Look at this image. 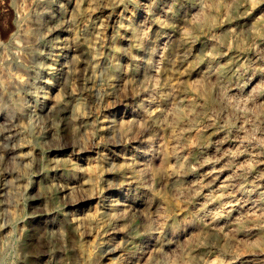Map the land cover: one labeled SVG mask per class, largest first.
<instances>
[{"label":"rangeland","instance_id":"obj_1","mask_svg":"<svg viewBox=\"0 0 264 264\" xmlns=\"http://www.w3.org/2000/svg\"><path fill=\"white\" fill-rule=\"evenodd\" d=\"M97 25L102 35L92 37ZM151 63L161 73L154 84ZM206 66L214 72L199 76ZM55 93L63 100L50 104ZM149 96L154 122L140 105ZM173 107L189 126L180 144L187 165L172 167L185 175L177 182L156 169ZM119 121L130 125L121 130ZM148 136L152 174L128 181ZM220 142L217 154L208 150ZM224 163L237 181L213 198L223 218L197 229L200 193L188 189L190 179ZM263 188L264 0H0V264H135L122 258L129 250L149 256L146 264H226L245 255L259 264ZM72 196L83 201L72 206ZM115 199L124 209L113 215ZM248 200L256 201L252 212ZM95 202L86 225L82 209ZM156 205L165 208L164 225L150 238ZM164 242L171 244L160 253Z\"/></svg>","mask_w":264,"mask_h":264},{"label":"bare ground","instance_id":"obj_2","mask_svg":"<svg viewBox=\"0 0 264 264\" xmlns=\"http://www.w3.org/2000/svg\"><path fill=\"white\" fill-rule=\"evenodd\" d=\"M154 23H155V25H158L161 27V25H162L161 15H158L154 18ZM99 25L96 26L95 33L92 35V37H98V36L102 35V27ZM162 31H163V34L166 33V31H164L163 29H162ZM182 36L184 39L185 46H189L190 45L189 43L192 42V40H193L191 33L189 31H187L186 29H184L182 31ZM74 38L75 37L73 35H71L70 39L72 40ZM163 39H165V37ZM90 40H91V37L89 39L85 38V42H86L89 49H91ZM155 51L157 54H160V53L162 54V52L164 50H163L162 46H159V47H157V49ZM182 56L184 58H187L189 56L188 48L183 49ZM213 72L214 71L211 67L206 66L203 69H200L198 71V74L201 77H207V76H210ZM149 75L151 77L153 84L155 83V81H157L160 78V76H161L160 69L157 67V65H155V63H151ZM203 91H204V89L202 90V92ZM70 94L72 95V91L70 92ZM205 94L207 95V93H205ZM62 98H61V94L55 93V95H53L49 100L51 102L50 104H54V105L59 104L62 102V100H63ZM140 105L146 111V118L148 117L149 121L154 122L156 119V116L159 113L157 105L154 103V97L149 96V97L143 98ZM184 115L186 116L184 111L179 109V107L178 108L173 107V108H171L169 115L164 116L166 118V119L164 118L165 124H167L169 126V128L172 132L171 140L168 144H165L164 146H162L161 149L157 148V152H156L157 153L156 155H158V158L160 159V162L158 164L159 166H157L156 169L158 170L159 173L164 175L163 177H165L166 180H172V181H176V182L178 180H180L181 177H185V175L184 176L183 175H177L175 172V169H173L172 167H174V166L178 167V168L183 167L184 165H187V160H188L187 155H184V153L182 151H180L182 134L184 133L185 129L187 130L189 128L188 118L184 117ZM118 123H119V127L121 130H124L126 128V126L130 125L129 121H119ZM152 137L153 136H148L146 138V141L148 142V144H147V146H145V148L143 150V154L141 153L142 156H140L139 158H136L133 162L130 161V162H132L129 165L130 166L129 170H130L131 174L128 176V179L126 178L128 181L130 180L131 182L132 181L135 182L138 179H142V177L144 175L152 174V169L154 168V166L150 163V159H149L150 155L153 153V151H155V148L153 145L154 140L152 139ZM221 148H222V142L217 143L215 145H210L208 150L209 151L211 150V153L214 152V154H217ZM199 154L202 155V153H199ZM22 157H26V154L23 153ZM202 160H203V158H202ZM202 163L205 164V161H203ZM90 168H91V166L89 167L88 170H90ZM225 168H226L225 163L223 166H220L219 168L211 167L208 170H205V172L200 173L198 175H195V177L190 179V182H189L190 184L188 186V189L198 191L200 193L199 202L197 203L198 204L197 205V216H196V219L194 222V225L196 226L197 229L204 228V227L211 228L212 226L216 225L218 220L220 221V219L223 218V216H221V215H219V213H217L218 210L217 211L215 210V208L213 206L214 205L213 198L217 197V196L218 197L221 196L224 191L228 190L229 187L233 186L235 184L234 182L237 181L236 180L237 178L235 175H228V174H226L227 172L225 173ZM42 178L47 182V180H48L47 174L43 175ZM19 180H20V178H18L16 181L19 182ZM84 184H85V188L83 187L84 192H85L84 195L88 200H92L94 198V195H95L92 183L89 180V181L84 182ZM154 187H155L154 181L151 180L150 181V189L155 190ZM235 189L236 188L234 187V190ZM262 192H264V191H262ZM245 199H247V197ZM81 201H83V200L78 198V197H73V196L70 197L69 200H67V202H69L70 205H72V206L79 205L81 203ZM113 201H114L113 205L115 206V208H113V210H111V211H113V215H114L115 212L118 211L119 207H121L120 206L121 203H120V199H115ZM255 202H256L255 200L245 201L244 205L246 206L247 212H252L253 210H255V205H256ZM80 207H81V205H80ZM121 209H122V207H121ZM97 210H98V206H97L96 202L90 203V204H88V206L86 208L82 209L81 214H82V221L84 222V224L89 225L93 222ZM75 211H72L71 215H70L71 222H73V223H77V219H78L77 216L79 217V215H77V213ZM80 211H81V209H80ZM152 214L154 215V223L152 226L148 227V235L150 236V238H151V236L153 237L154 234L159 233L162 230L163 225H164V219H165V208L162 206L156 205L152 209ZM228 214L232 215L234 217V219L231 217L230 218L232 220H236V223H237L238 217L236 216V209H229ZM79 222H80V220H79ZM241 224L237 223L236 225L241 226ZM170 244L171 243H168V242L161 243L158 246L159 247L158 251L160 253L164 252V250L168 246H170ZM238 257H239L238 259L230 260V261L226 262V264H257V261L252 257V255L238 256ZM122 258H123V260H126V261L130 260L131 258H134L135 264H146L149 261V256H147L146 254L142 255V253H141L140 255H136L135 252L131 251V250L124 253V256ZM258 263L264 264V260L258 261Z\"/></svg>","mask_w":264,"mask_h":264}]
</instances>
